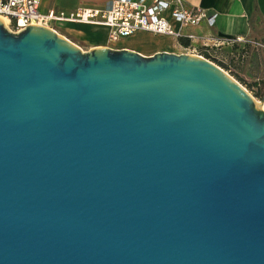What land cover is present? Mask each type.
<instances>
[{
    "label": "water",
    "instance_id": "1",
    "mask_svg": "<svg viewBox=\"0 0 264 264\" xmlns=\"http://www.w3.org/2000/svg\"><path fill=\"white\" fill-rule=\"evenodd\" d=\"M0 264H264V109L201 56L0 20Z\"/></svg>",
    "mask_w": 264,
    "mask_h": 264
},
{
    "label": "crops",
    "instance_id": "2",
    "mask_svg": "<svg viewBox=\"0 0 264 264\" xmlns=\"http://www.w3.org/2000/svg\"><path fill=\"white\" fill-rule=\"evenodd\" d=\"M111 0H41L39 11L70 12L78 7L107 9ZM186 8H202L214 18L209 25L202 21L198 26L181 30L183 40L188 46L180 45L172 37L157 36L149 33H136L130 37L129 49L143 56H152L159 52L175 54H202L204 58L227 71L248 92L264 94V0H182ZM58 33L77 40L88 50L99 46H108L107 30L103 27L85 24L52 23ZM175 29L178 28L173 24ZM91 32L101 36H91ZM141 38L142 43L132 40ZM192 36V39L187 37ZM65 37V38H66ZM242 37L243 43L227 44V40ZM207 39L208 46H204ZM71 41V40H70ZM220 42V43H219ZM216 43L220 45L217 46ZM111 48V47H110Z\"/></svg>",
    "mask_w": 264,
    "mask_h": 264
},
{
    "label": "built area",
    "instance_id": "3",
    "mask_svg": "<svg viewBox=\"0 0 264 264\" xmlns=\"http://www.w3.org/2000/svg\"><path fill=\"white\" fill-rule=\"evenodd\" d=\"M40 4L41 0H0V19L6 21V29L13 33H19L28 26L47 27L58 33L52 23L103 27L107 30L108 44H115L139 32L180 41L184 38L181 34L183 28L198 26L202 21L209 25L214 23V17L207 11L199 7L186 8L182 0H111L107 9L78 7L67 13L51 11L46 14L39 11ZM173 24L178 28L175 29ZM207 41L204 40L205 47L208 46ZM226 42L233 45L243 43L244 39L236 37ZM194 55L204 58L202 54Z\"/></svg>",
    "mask_w": 264,
    "mask_h": 264
},
{
    "label": "rangeland",
    "instance_id": "4",
    "mask_svg": "<svg viewBox=\"0 0 264 264\" xmlns=\"http://www.w3.org/2000/svg\"><path fill=\"white\" fill-rule=\"evenodd\" d=\"M61 25H65V24H61ZM91 34V36H101V33H95V32H91L90 33ZM62 35V34H61ZM64 36V35H63ZM66 37V36H65ZM132 37V36H131ZM68 40H71V42H73L74 44H76L77 46H79L83 51H88V49H87V47L84 45V44H82V43H80L79 41H75V40H73V39H70L69 37H66ZM132 40L133 41H135V42H137V43H142V40H141V38H139V37H136V36H134V38H132ZM130 42V37H128V38H124V39H121L119 42H117V43H115V44H108L109 45V48L111 47V48H113V49H119L118 47H119V45H123V46H127V44ZM106 47H108V46H106ZM249 93H250V91H249ZM254 98H255V100L258 102V104L264 109V104L263 103H261V100L260 99H258L257 97H255V95L254 94H252V93H250Z\"/></svg>",
    "mask_w": 264,
    "mask_h": 264
},
{
    "label": "trees",
    "instance_id": "5",
    "mask_svg": "<svg viewBox=\"0 0 264 264\" xmlns=\"http://www.w3.org/2000/svg\"><path fill=\"white\" fill-rule=\"evenodd\" d=\"M180 44L183 45V46H188V42L185 41V40H183V39L180 40ZM205 58H206V57H205ZM263 95H264V94H258V95H255V97H257L258 99L261 100L262 97H263Z\"/></svg>",
    "mask_w": 264,
    "mask_h": 264
},
{
    "label": "bare ground",
    "instance_id": "6",
    "mask_svg": "<svg viewBox=\"0 0 264 264\" xmlns=\"http://www.w3.org/2000/svg\"><path fill=\"white\" fill-rule=\"evenodd\" d=\"M3 22L4 27L6 28V21L3 19H0Z\"/></svg>",
    "mask_w": 264,
    "mask_h": 264
}]
</instances>
